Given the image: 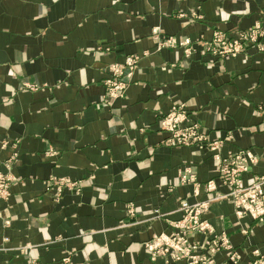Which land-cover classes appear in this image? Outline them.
<instances>
[{"label": "crops", "instance_id": "obj_1", "mask_svg": "<svg viewBox=\"0 0 264 264\" xmlns=\"http://www.w3.org/2000/svg\"><path fill=\"white\" fill-rule=\"evenodd\" d=\"M255 25L264 31V0H0V175L13 180L0 264H166L147 244L176 232L182 202H209L203 219L237 264L264 255V221L214 200L229 191L216 156L250 150L240 185L264 177V52L219 61L198 44ZM166 37L192 52L158 48ZM132 57L127 88L107 103L109 67ZM180 103L202 147L168 145L158 128Z\"/></svg>", "mask_w": 264, "mask_h": 264}, {"label": "built area", "instance_id": "obj_2", "mask_svg": "<svg viewBox=\"0 0 264 264\" xmlns=\"http://www.w3.org/2000/svg\"><path fill=\"white\" fill-rule=\"evenodd\" d=\"M264 31L260 25H255L249 30L238 31L234 35L222 31L214 32L210 41L198 42L204 53L211 55L221 61L226 57H237L245 54L250 48H256L264 52ZM159 46L170 48H185L187 54L192 52V42L188 39L178 40L174 37L162 38ZM136 58H128L125 64H114L109 67L110 78L105 82L106 93L104 100L109 103L122 96L136 67ZM264 108V105L262 106ZM189 111L183 103L174 105L171 110L158 118V128L169 133L166 141L168 145L176 146H198L202 147L207 141L206 133L198 124H188ZM219 162L217 179L220 184L226 186L229 191L226 195L215 197L217 199H228L233 207L234 214L241 219L246 216L257 222L264 221V177H257L247 186L240 185L238 177L246 172L249 167L257 161L256 156L250 151L238 152L233 157L221 159ZM12 179L0 175V200L8 199ZM188 180L183 177L182 182ZM58 190H62L64 184L55 182ZM216 189L213 181L206 184V190ZM208 204L201 203L190 205L182 202L180 210L182 219L173 224L176 232L171 234H160L147 244L148 250L153 258L162 257L166 264L185 260L187 264H215L214 257L220 251H227L229 261L237 263L239 254L232 249L229 239L225 234H215L210 224L203 219L208 210ZM197 235L206 236L204 243L195 242L193 238ZM255 259L249 264H264V255L258 251L254 252Z\"/></svg>", "mask_w": 264, "mask_h": 264}, {"label": "rangeland", "instance_id": "obj_3", "mask_svg": "<svg viewBox=\"0 0 264 264\" xmlns=\"http://www.w3.org/2000/svg\"><path fill=\"white\" fill-rule=\"evenodd\" d=\"M211 39H212V38H211ZM188 40H189V39H188ZM208 41H210V40H208ZM262 43L264 44V41H262ZM157 47H158V48H161V46H159V42H158V41H157ZM167 48H170V47H167ZM250 49H251V48H250ZM250 49H249V50H250ZM258 51H259V50H258ZM259 52H263V51H259ZM246 53H247V52H246ZM246 53H245V54H246ZM241 55H243V54H241ZM132 58H136V59H138V57H132ZM104 96H105V94H104ZM104 101H105V100H104ZM217 180H218V179H217ZM226 252H227V251H226ZM229 262H230V261H229ZM250 262H251V261H250ZM250 262H249V263H250ZM230 263H231V262H230ZM232 264H234V263H232ZM235 264H237V263H235Z\"/></svg>", "mask_w": 264, "mask_h": 264}]
</instances>
